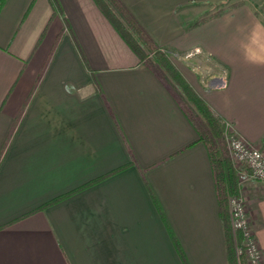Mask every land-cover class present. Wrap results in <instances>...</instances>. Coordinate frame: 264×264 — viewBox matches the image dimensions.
<instances>
[{
	"label": "crops",
	"instance_id": "crops-1",
	"mask_svg": "<svg viewBox=\"0 0 264 264\" xmlns=\"http://www.w3.org/2000/svg\"><path fill=\"white\" fill-rule=\"evenodd\" d=\"M122 1L170 53L216 66L223 87L179 70L264 150V17L254 5L193 25L207 14L185 21L180 10L209 0ZM170 83L94 0H1L0 264H184L164 219L188 264H229L208 151L192 143ZM239 194L264 260V182Z\"/></svg>",
	"mask_w": 264,
	"mask_h": 264
},
{
	"label": "trees",
	"instance_id": "trees-1",
	"mask_svg": "<svg viewBox=\"0 0 264 264\" xmlns=\"http://www.w3.org/2000/svg\"><path fill=\"white\" fill-rule=\"evenodd\" d=\"M99 10L110 22L122 40L131 48V50L137 55L140 61H142L147 67L158 70L163 76L168 78L177 90L182 93L187 104L181 105L187 118L196 130L197 136L194 142L203 143L208 151L209 159L211 162V168L213 172L216 197L218 202L219 215L223 222V234L226 244V256L229 264H244L240 257L239 261L236 257L233 237L230 232L228 215H227V197L229 195H238L239 186L237 183V173L233 166L226 144L224 142V120L218 117L209 105L203 100L187 82V80L178 73L171 61L168 59L169 51L167 47L159 45L146 31L142 24L137 20L131 10L122 0H94ZM242 3L238 1L233 3L229 7L219 9L206 17H202L199 20L193 22L195 25L204 21L206 18L220 15L224 11L231 9L232 7ZM1 4V0H0ZM163 48V50L161 49ZM192 109H189V107ZM123 167V166H122ZM121 169V166L114 168L105 174L90 179L83 184H80L73 190L65 192L60 196H57L44 205L53 203L59 198L68 195L78 189L88 186L96 181H99L103 177L110 175ZM154 198V193L150 190ZM155 199V198H154ZM156 202V199H155ZM161 216L164 218V214L160 211ZM165 226L170 234L173 244L179 253V256L184 264H188L185 254L179 244L176 235L169 222H166Z\"/></svg>",
	"mask_w": 264,
	"mask_h": 264
},
{
	"label": "built area",
	"instance_id": "built-area-1",
	"mask_svg": "<svg viewBox=\"0 0 264 264\" xmlns=\"http://www.w3.org/2000/svg\"><path fill=\"white\" fill-rule=\"evenodd\" d=\"M215 80L212 86L223 87L225 85L223 77H218ZM224 124L226 126L224 139L230 160L236 169L239 188L244 182L251 179L264 182V150L248 143L236 134L229 122L224 121ZM227 202L237 260L239 261L242 257L244 264H264L262 252L246 216L243 197L240 194L229 195Z\"/></svg>",
	"mask_w": 264,
	"mask_h": 264
},
{
	"label": "rangeland",
	"instance_id": "rangeland-1",
	"mask_svg": "<svg viewBox=\"0 0 264 264\" xmlns=\"http://www.w3.org/2000/svg\"><path fill=\"white\" fill-rule=\"evenodd\" d=\"M238 1H247V2L251 3L252 5H254V7L257 9V11H259V13H261V15L264 17V0H211V1L209 0V1H205V2H203V1H192V2L188 3L187 6L184 7L183 10H180V15H181L183 20L188 21V20H191L192 18L197 17L198 15L202 16V15L207 14V16H208L209 14H211V13H213L219 9H224L225 7H229L233 3H236ZM161 49L163 50V48H161ZM167 51H168V48H167ZM167 54H168L167 55L168 59L171 61V64L174 66L175 70L178 73H180L182 76H183V74H182V72H180L179 68H181L183 70L184 69L189 70V74L194 76V77H195L194 73L195 72L198 73L200 79L204 77V84H206V86L211 87L215 83L216 80H214V79H217L215 77L216 73H217V68H216V66L209 64L207 62L206 58H201L199 60V62H197V59H193V58L191 59L190 57L188 58L187 56H184L183 54H181L179 52H177L175 54L172 52L171 53L169 52ZM151 70L155 71L152 68H151ZM156 72L158 74L162 75L158 70H156ZM198 74L196 75V77L198 76ZM197 79L199 80V78H197ZM169 85L172 86L173 88H176V86L174 87L171 83ZM176 90H177V88H176ZM179 94H180L179 96L183 99V101L186 102L182 93L179 92ZM186 104H187V102H186ZM189 109H191V108L189 107ZM225 130H226V126L224 124V131ZM223 140L225 142V139H223ZM228 155H229V152H228ZM226 204H227V215H228L229 228H230L231 235H233L232 229L230 226V221H229L228 202ZM241 260L243 261V259H241Z\"/></svg>",
	"mask_w": 264,
	"mask_h": 264
}]
</instances>
